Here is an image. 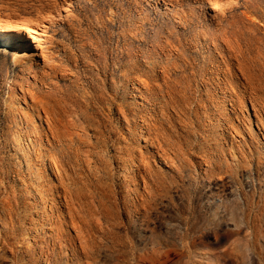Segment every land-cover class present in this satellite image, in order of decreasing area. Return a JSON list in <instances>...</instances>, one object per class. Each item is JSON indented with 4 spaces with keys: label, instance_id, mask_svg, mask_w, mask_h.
Here are the masks:
<instances>
[{
    "label": "rangeland",
    "instance_id": "rangeland-1",
    "mask_svg": "<svg viewBox=\"0 0 264 264\" xmlns=\"http://www.w3.org/2000/svg\"><path fill=\"white\" fill-rule=\"evenodd\" d=\"M188 1L190 7L186 5L185 9L194 19V24L189 21L180 23L175 11L157 9L147 2H144L145 9L137 8L143 12L140 15L131 0H104L97 8L89 7L87 13L83 9L86 0H80L77 7L83 13L81 25L78 28H71L69 24L56 27L58 30H67V36L57 34L59 46L55 52L56 61L62 60L63 65L73 73L66 79L35 82L30 73L15 65L13 52H7L0 43V198L7 196L10 191L32 202L35 196L34 187L28 181L29 185L23 184L25 180L20 178L28 169L20 165L19 160L23 161L25 155L20 152L13 138L14 134L19 135L18 130L22 126L19 109L14 107L10 97L13 93L23 96L28 92L38 94L41 90H52L51 94H60L59 89L75 93L95 122L93 127L88 126V131L94 133L97 120L102 122L105 130L106 139L95 138L96 143L100 142L103 159L96 157L99 165L94 169L100 175V180L95 181L104 187L102 193H107L103 231L96 230L91 258L81 253L74 259L67 255L62 264H135L137 251L148 248L156 240L161 242L164 249L180 254L175 264H219L224 247L218 249L212 242L217 232L230 231L235 233L227 246H232L231 251L237 257L236 264H264V131L261 132L257 126V117L245 90L234 85L238 94H245L243 98L248 112L245 113L249 119L244 118L242 112L241 120L234 118L243 138L228 128L224 132V126L227 127L225 121L212 117L211 130L202 131L197 126L190 134L184 133L187 144L182 169L173 171L159 156L152 157L147 153L142 164L153 170L154 174L148 178L149 195L136 209L133 206L137 200L134 190L146 193L145 182L140 180L138 185L131 182L136 174L133 165L129 162L126 170H122L113 147V143L118 141L116 144L124 148L134 146L145 150V142L135 132L130 134L128 125L124 126L121 121L120 107L127 112L133 127L135 121L140 120V113L148 108L142 104L143 100L139 98L132 80L127 81L123 74L131 78L139 75L154 90V86L162 81L163 67L169 64L163 59L168 57L157 48V44H164L166 40L172 43L175 37L187 39L188 43L180 49V53L188 54L192 60L195 53L190 44L199 38L204 42L201 36L198 38L196 35L200 29L210 28L207 27L208 18L204 17L195 0ZM250 1L264 10V0ZM244 3L245 0H241L240 4ZM243 10L239 7L235 12L239 25L247 24L240 18ZM263 12L256 15H262ZM230 20L234 18L230 17ZM142 21L144 30L141 29L137 36L129 35L132 24L141 27ZM219 27L213 23L211 32H216ZM95 42L100 43V48ZM82 45L86 46L85 49ZM202 50L205 55L209 54L207 46ZM73 53L80 56L77 64ZM178 53L173 51L169 55V62H182L178 60ZM197 58V76L193 75V69L188 72L200 80L204 96L211 95L215 102L212 105V102L207 101L204 105L210 113L215 112L220 118L226 113L234 116L230 101L223 103V95L213 90L216 87L214 81L206 78L208 81L202 82L204 74L211 69L210 62L203 61V56ZM106 60L108 69L103 68ZM135 65L137 72L134 71ZM258 93L263 95L264 89L261 88ZM90 94L93 98L88 103L86 96ZM20 102L21 106H25L22 100ZM248 121L251 123L252 136L246 126ZM37 123L40 121L37 120ZM234 135L237 137L234 138ZM22 146L26 148L25 143ZM35 148L39 149L38 146ZM33 159L32 156V166ZM48 169L52 175L50 166ZM21 170L25 172L21 173ZM256 213H259L260 218L256 217ZM3 230L0 221V232ZM1 241L2 237L0 263L5 261L10 264L11 253L4 252Z\"/></svg>",
    "mask_w": 264,
    "mask_h": 264
},
{
    "label": "bare ground",
    "instance_id": "bare-ground-1",
    "mask_svg": "<svg viewBox=\"0 0 264 264\" xmlns=\"http://www.w3.org/2000/svg\"><path fill=\"white\" fill-rule=\"evenodd\" d=\"M79 1L0 0V43L7 52H13L15 65L30 73L35 82L66 79L73 74L63 65L62 60L56 61L55 52L59 46L56 36L59 33L67 36L66 29L58 30L56 27L69 24L71 28H78L81 25L84 19L82 11L77 7ZM101 1L104 0H86L83 9L87 13L89 7L97 8ZM131 1L140 15L143 12L137 8L145 9L144 2H147L157 9L175 11V17L180 23L189 21L194 24V19L185 9L186 5L190 7L188 0ZM195 3L201 8L204 17L208 18L206 22L210 28L200 29L196 35L198 38L201 36L204 42L199 38L190 44L195 53L192 60L188 54L180 53V49L188 43L187 39L175 37L172 43L166 40L164 44L156 45L168 57L163 59L169 64L163 67L162 81L154 86V90L139 75L131 78L123 74L127 81L132 80L139 98L143 100L142 104L145 108L148 107L145 112L140 113V120L135 121L134 127L127 112L122 107L119 111L121 121L124 126L128 125L130 134L135 132L145 142V150L134 146L124 148L116 144L118 141L113 143L119 167L125 171L129 162L133 165L136 174L131 182L134 185H138L140 180L145 182L146 193L134 190L137 199L133 205L135 209L149 195L148 178L154 174L153 170L142 164L147 153L152 157L159 156L173 171L182 169L187 144L184 133L190 134L197 126L202 131L211 130L212 117L225 121L227 127H222L224 132L228 128L243 138L234 118L241 120L242 112L243 117L249 119L245 113V94H238L234 85L248 93L257 117V126L261 132L264 131V94L258 93L261 88L264 89V12L256 15L264 10L250 0H245L244 4H240L241 0H195ZM239 7L244 8L240 18L247 24H238L240 21H237L235 12ZM230 17L234 20H230ZM213 23L220 25L214 33L211 32ZM142 24L143 21L141 27L132 24L128 34L139 35L141 29L144 30ZM95 43L100 48V43ZM206 46L208 55L202 50ZM81 47L85 49L86 46ZM173 51L179 52L178 60L182 62H169V55ZM72 55L77 64L80 56L74 53ZM196 55L199 59L203 56V61L210 62L211 69L204 74L202 82L205 83L208 79L214 81L216 87L213 90L223 95V103L230 101L234 116L226 113L220 118L215 112L210 113L204 105L207 101L212 102V105L215 102L211 95L204 96L200 80L188 72L193 69V75L197 76L196 65L199 62ZM108 67L106 60L103 68ZM134 71H138L136 65ZM205 86L212 90L208 85ZM58 91L61 93L51 94L52 90H41L38 94L28 92L18 96L13 93L10 96L14 107L19 109L22 123L19 135L14 134L13 138L20 152L25 155L23 161L19 160L20 165L22 168L25 165L28 169L27 173L21 170L24 176L18 173L25 180L23 184L29 185V182L35 193L33 202L27 198L22 199L11 191L0 198V221L4 228L0 232L3 241L1 247L4 252L11 253L10 264H62L67 255L74 259L80 253L91 258L96 230L103 231L102 219L107 212V193H102L103 186L95 181L100 180V175L94 169L99 165V160L103 159L99 149L100 142L96 143L95 138L106 139L105 130L102 122L97 120L94 133L89 132L88 126L93 127L95 122L82 100L75 93L63 89ZM91 98V94L86 96L88 103ZM20 100L25 106L20 105ZM36 118L40 123H37ZM250 124L248 121L246 126L252 136ZM237 136L234 135V138ZM22 143L26 144V148ZM32 156L35 159L32 162L34 166L30 164ZM97 156H100L99 160ZM48 166L53 178L48 173ZM155 169L162 174L159 167ZM155 173L159 175L158 172ZM256 217L260 218L259 213H256ZM234 233H216L212 244L218 249L224 247L219 256V264L237 262V257L231 251L232 246H227ZM179 255L176 251L164 249L161 242L156 240L148 248L138 250L134 260L135 264H175ZM213 257L216 258V255ZM229 257L233 258L228 259ZM0 264L6 263L3 261Z\"/></svg>",
    "mask_w": 264,
    "mask_h": 264
}]
</instances>
